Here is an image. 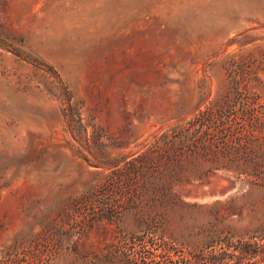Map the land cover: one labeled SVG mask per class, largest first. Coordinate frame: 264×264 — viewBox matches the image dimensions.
I'll return each mask as SVG.
<instances>
[{
    "label": "rangeland",
    "instance_id": "rangeland-1",
    "mask_svg": "<svg viewBox=\"0 0 264 264\" xmlns=\"http://www.w3.org/2000/svg\"><path fill=\"white\" fill-rule=\"evenodd\" d=\"M102 224L99 264H264V0H0V264Z\"/></svg>",
    "mask_w": 264,
    "mask_h": 264
},
{
    "label": "trees",
    "instance_id": "trees-1",
    "mask_svg": "<svg viewBox=\"0 0 264 264\" xmlns=\"http://www.w3.org/2000/svg\"><path fill=\"white\" fill-rule=\"evenodd\" d=\"M93 229L94 225L91 224L85 231L86 235H89ZM110 231V227L102 224L100 225V235L104 238L93 241L84 239L70 244L67 248L70 255H72L74 258L73 264H99L101 262H104V260L107 261V257L104 258V253H106V250L109 251L112 246V244L108 242ZM244 251L246 254L251 253V250L248 248H245ZM90 257H93V259L89 261ZM262 261H264V256L262 258Z\"/></svg>",
    "mask_w": 264,
    "mask_h": 264
}]
</instances>
